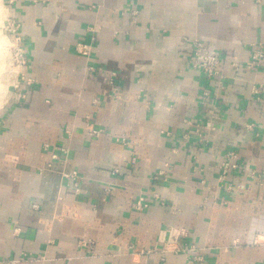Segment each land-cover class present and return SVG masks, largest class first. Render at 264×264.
Segmentation results:
<instances>
[{"label": "crops", "instance_id": "crops-1", "mask_svg": "<svg viewBox=\"0 0 264 264\" xmlns=\"http://www.w3.org/2000/svg\"><path fill=\"white\" fill-rule=\"evenodd\" d=\"M5 2L32 84L0 115V264H264V0Z\"/></svg>", "mask_w": 264, "mask_h": 264}, {"label": "built area", "instance_id": "built-area-1", "mask_svg": "<svg viewBox=\"0 0 264 264\" xmlns=\"http://www.w3.org/2000/svg\"><path fill=\"white\" fill-rule=\"evenodd\" d=\"M135 14V12H133ZM133 14V15H134ZM18 26L14 29V33L17 32ZM15 39V52H16V61H17V68H18V87L17 89L23 86H30L32 81L26 77V65H27V58L25 48L22 42V37L19 34H16ZM76 54L87 56L90 51L91 47L89 45L78 43L74 49ZM264 60V48L261 45H256L253 47V50L250 55V60L245 64V69L248 70H255L258 68L262 61ZM189 65L191 68L198 70L204 73L208 78L216 79L221 78L220 74V60L218 56H216L213 52L209 51L208 48L203 45L201 42H194V51L189 59ZM237 67V66H236ZM20 99H24V96L21 95ZM93 135H99L101 132L100 130H92ZM44 149H47V146H44ZM237 157L234 153H227L225 156L224 162L221 163L220 168L221 172L218 177V182L221 186H225L226 178L230 176L232 172L241 171L240 167L235 163ZM131 164H135V160L131 159ZM117 172V170H115ZM247 177L251 180L257 182L259 186L264 185V171L261 173H256L255 171L246 172ZM62 178L64 180V187L66 189L72 190L74 193L79 192V182L80 177L77 172H66L62 174ZM226 191H231L230 186L225 187ZM136 209L138 211H142L143 209L147 208L148 205L144 203L143 198H139L136 202ZM34 210H37V206H32ZM182 235V234H181ZM88 242H84L83 246H88ZM183 251L188 252V249L184 248ZM197 261L198 258H197Z\"/></svg>", "mask_w": 264, "mask_h": 264}, {"label": "rangeland", "instance_id": "rangeland-1", "mask_svg": "<svg viewBox=\"0 0 264 264\" xmlns=\"http://www.w3.org/2000/svg\"><path fill=\"white\" fill-rule=\"evenodd\" d=\"M17 26V32L14 33ZM16 34L21 35L20 23L13 18L5 0H0V115L5 109L11 93L18 87Z\"/></svg>", "mask_w": 264, "mask_h": 264}]
</instances>
